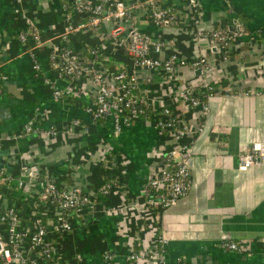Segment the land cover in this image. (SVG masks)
Returning <instances> with one entry per match:
<instances>
[{
    "label": "crops",
    "instance_id": "0c3cea01",
    "mask_svg": "<svg viewBox=\"0 0 264 264\" xmlns=\"http://www.w3.org/2000/svg\"><path fill=\"white\" fill-rule=\"evenodd\" d=\"M65 2L24 1L45 40L36 49V57L50 77L47 54ZM197 2L200 28L210 29L217 23L243 28L229 57H221L218 50L210 52L204 40L195 44L185 13L174 26L155 27L143 18L137 23L153 37L174 39L176 52L184 60L208 53L213 62L208 72L183 64L170 78L148 68L137 71L139 90L156 106L167 103L176 107L181 121L190 128V189L161 209L147 207L143 191L147 180L167 165L172 138L154 119L142 118L130 121L114 135L109 119L92 118L83 110L93 92L90 83L68 88L65 80H57L74 99L70 104L55 100L41 74L33 71L27 45L17 38L23 20L13 11L11 0H0V69L5 75L0 92V136L17 132L28 122L38 129L0 144V168L13 175L1 205L39 190L37 183L23 179L24 168L93 190L101 172L116 170L110 157L117 156L121 164L117 171L123 173L126 184L125 190L117 188L99 196L71 230L55 235L54 255L60 264H100L105 250L113 253L115 264H167L178 256L185 264H264V151L248 168H238L243 148L254 142L264 147V0ZM78 38L92 41L86 31L78 32ZM204 82L215 88L207 98L206 113L185 109L176 101L180 88ZM73 118L80 124H70ZM50 126L58 132L47 134ZM29 210L28 204L24 213ZM160 235L163 244L157 242ZM222 240L239 242L240 250L223 248ZM147 248L161 249L164 262L149 257L128 259L132 250Z\"/></svg>",
    "mask_w": 264,
    "mask_h": 264
},
{
    "label": "built area",
    "instance_id": "2783aa9c",
    "mask_svg": "<svg viewBox=\"0 0 264 264\" xmlns=\"http://www.w3.org/2000/svg\"><path fill=\"white\" fill-rule=\"evenodd\" d=\"M13 11L23 20V27L17 31V38L27 45L31 56L32 69L41 74L42 81L51 90L55 100L70 104L73 95L67 87H60L57 80H65L68 88H77L90 83L93 92L83 110L92 118L109 119L112 133L118 135L130 121L154 119L159 129L174 141L166 160L167 165L147 180L143 191V203L147 207L166 209L190 189L191 141L190 128L181 121L177 108L171 104H153L149 96L139 90L140 68L153 70L158 76L170 78L181 65L193 70L208 72L213 62L208 53H198L187 61L177 52V43L169 37L156 38L138 28L143 18L155 27L178 25L185 13L191 39L199 46L204 40L210 52L218 50L223 58L230 56L236 38L243 34L239 25L229 28L217 23L210 29L199 27L200 6L197 0H66L58 26L55 29L47 54L48 68L52 77L46 75L36 57V49L45 40L33 18L25 9V0H11ZM86 31L92 41L79 39L78 32ZM5 75L0 69V92ZM212 84H190L177 91L176 101L185 109L208 110L207 98L214 93ZM72 125L80 124L73 118ZM32 122L25 123L17 132L0 136V144L15 140L37 131ZM47 134L58 132L55 126L46 130ZM264 147L254 142L239 154L238 168L244 170L253 164ZM116 170L111 174L101 172L97 186L92 190L75 182L55 179L45 173L24 168L23 179L37 183L39 190L33 196L13 200L3 207L1 199L13 179V175L0 168V264H60L54 255L55 235L73 228L77 218L88 212L99 196L108 195L114 189L125 190L123 173L118 172L120 160L110 157ZM115 174V175H114ZM30 213H24L27 205ZM28 216L29 221L26 219ZM157 242L165 239L157 236ZM220 245L227 250H240L239 242L222 240ZM160 250H132L130 261L139 257L156 258L164 262ZM159 251V253L157 252ZM157 252V253H156ZM100 264H115L114 255L109 250L101 253ZM185 264L182 256L172 263Z\"/></svg>",
    "mask_w": 264,
    "mask_h": 264
},
{
    "label": "water",
    "instance_id": "95a60500",
    "mask_svg": "<svg viewBox=\"0 0 264 264\" xmlns=\"http://www.w3.org/2000/svg\"><path fill=\"white\" fill-rule=\"evenodd\" d=\"M200 70H197V72H199Z\"/></svg>",
    "mask_w": 264,
    "mask_h": 264
},
{
    "label": "trees",
    "instance_id": "16d2710c",
    "mask_svg": "<svg viewBox=\"0 0 264 264\" xmlns=\"http://www.w3.org/2000/svg\"><path fill=\"white\" fill-rule=\"evenodd\" d=\"M213 85V84H212Z\"/></svg>",
    "mask_w": 264,
    "mask_h": 264
}]
</instances>
